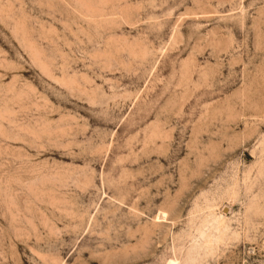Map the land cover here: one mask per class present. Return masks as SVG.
I'll return each instance as SVG.
<instances>
[{"label": "rangeland", "instance_id": "obj_1", "mask_svg": "<svg viewBox=\"0 0 264 264\" xmlns=\"http://www.w3.org/2000/svg\"><path fill=\"white\" fill-rule=\"evenodd\" d=\"M0 264H264V0H0Z\"/></svg>", "mask_w": 264, "mask_h": 264}]
</instances>
